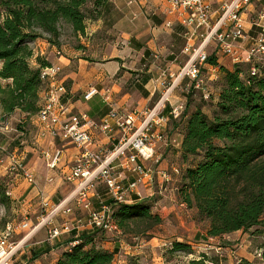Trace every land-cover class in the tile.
Masks as SVG:
<instances>
[{
  "label": "trees",
  "instance_id": "1",
  "mask_svg": "<svg viewBox=\"0 0 264 264\" xmlns=\"http://www.w3.org/2000/svg\"><path fill=\"white\" fill-rule=\"evenodd\" d=\"M119 17L110 0H0L3 114L10 116L19 111L29 118L40 110V73L51 64L35 56L31 46L34 42L43 40L61 49L62 29L66 26L76 37L75 48L84 49L79 37L86 36L88 21H102L111 28ZM207 63L215 66L221 77L217 111L210 118L199 108L189 112L185 107L179 121L180 158L184 164L190 163L181 172L178 195L187 209L195 211L197 221L208 223L207 238L252 230L264 234V73L252 77L240 63L228 70L217 63L214 55ZM95 193L104 201L95 195L91 199L93 207L99 210L111 205L113 222L125 234L147 237L163 223L151 212L148 202L134 197V202L131 199L112 205L102 184L95 186ZM8 201L5 192H0L1 205L6 206ZM99 232L91 227L71 232L55 264H113L118 249H104ZM175 254L189 256L185 264H217L206 254L194 258L186 242L170 244L165 256ZM127 264L139 262L132 258ZM237 264L259 263L242 259Z\"/></svg>",
  "mask_w": 264,
  "mask_h": 264
},
{
  "label": "built area",
  "instance_id": "2",
  "mask_svg": "<svg viewBox=\"0 0 264 264\" xmlns=\"http://www.w3.org/2000/svg\"><path fill=\"white\" fill-rule=\"evenodd\" d=\"M149 0H130L129 5L145 3ZM212 0H167L165 13L168 16H178V23L184 28L183 38L186 41L183 53L188 57L172 81L165 85L159 100L150 108L144 110L119 111L113 100L110 89L102 91L95 87L89 88L83 95L85 102L99 96L108 107L109 112L100 123H94L86 113L72 114L68 92L61 83L59 76L61 68L52 65L41 69L40 79L43 84L41 92L40 110L36 115L39 124V137L50 136L61 142L73 145L78 153L71 166L63 174V181L68 184L77 183L73 202L76 208L87 212V222L82 225L84 229L95 228L104 233H117L119 230L112 219V206L105 205L96 210L92 204V194L97 184H102L107 191V196L113 201L112 205L128 203L131 198L141 199L139 187L159 175L166 183L168 175L153 171L147 163L158 165L162 156L156 152L159 144L167 142V129L171 122L181 120L185 112L186 100L174 101L172 95L177 88L185 94L191 90L202 89L205 80L203 72L217 79L215 66L208 65L206 48L214 44L215 52L223 57L231 58L233 63L250 62L264 56V10L255 18L253 24L260 31L248 40V45L242 51V42L246 36L243 28L242 14L252 0H230L223 4L221 15L214 24L211 21ZM165 28H172L173 23L166 21ZM199 40L198 46L195 41ZM247 42V41H246ZM242 48V49H241ZM245 58L242 59L241 54ZM59 56L60 53L58 52ZM257 67L250 69V76L259 75ZM211 76L208 78L210 79ZM184 85H181L182 82ZM204 92V91H203ZM205 99L210 95L204 93ZM168 110V113L165 112ZM116 127L123 132V136L110 152L93 151V131L97 130L110 136ZM45 165L50 170H55L61 165L63 151L58 148L42 152ZM124 158L119 163V168L133 176V181L123 184L122 173L117 171L115 162ZM8 171L14 176H21L27 183L34 184V176L24 168L22 160L15 159L9 165ZM46 204L44 207H47ZM67 210V213H70ZM59 208L49 211V217L57 215ZM21 229L28 228L21 224ZM11 226L3 231L0 237V264H12L17 251L23 241L13 244L14 235ZM57 227L49 229V241L60 236Z\"/></svg>",
  "mask_w": 264,
  "mask_h": 264
},
{
  "label": "crops",
  "instance_id": "3",
  "mask_svg": "<svg viewBox=\"0 0 264 264\" xmlns=\"http://www.w3.org/2000/svg\"><path fill=\"white\" fill-rule=\"evenodd\" d=\"M129 1L110 0L114 6V10L120 14V17L115 20L110 28L112 33H115L116 39L110 43L103 42L99 38L100 41L98 42H101L102 48L97 60L86 56V48L88 49L90 40L92 36L94 37L95 33H104L106 31L103 28V22L98 20L93 23L87 22L86 36L84 39L88 43L84 46V49H77L75 48L76 46L66 47L63 45L61 49H57L50 44H46L44 41H36L32 44L33 47L36 46L39 48L37 51V49H34L36 47H32L35 56H39L41 59L49 62V64L57 65L61 68L59 79L68 92L67 97L72 114L86 113L90 120L97 124L107 116L109 109L99 96L93 97L88 102L83 100L82 97L85 92H88L87 90L89 88L95 87V89L97 88L100 91L106 88L110 89V93H112L113 100L119 111L148 109L159 100L164 92L165 85L172 81V76L178 73L188 59L186 54L183 53L186 44L183 38L184 28L178 23V16H168L165 13L167 0H149L145 3L133 5H129ZM228 1L230 0L211 1V21H213V24L220 17L223 4ZM262 10H264V0H252L250 5L244 10L242 19L246 40L242 42L243 49L241 48V52L247 47L248 40L255 37L260 31L254 26L253 22ZM166 21L172 22L173 27L170 29L165 28L164 23ZM91 24H96V29L92 33H88V28ZM82 38L79 37L80 40ZM199 43L200 41L196 40L195 46H198ZM47 46L49 47V58L45 56L44 52ZM215 51L214 44L206 48L207 55H214L217 58V63L221 65L222 58L227 57H223ZM58 52L60 53L59 56L57 55ZM88 52L90 51L88 50ZM84 58H89L88 60L90 61ZM215 69L218 77V69L216 67ZM177 89L181 90L180 87ZM177 89L174 91L172 99L174 101L186 100L184 94H177V91H179ZM167 113L168 110L165 114ZM21 115L24 114L21 113ZM33 117L36 119V116ZM179 128H181L179 123L171 122L168 128L167 138L169 134L171 136L173 134L176 135ZM177 135L179 141L180 139L182 140L180 132ZM122 136L123 132L116 127L113 128L110 136L94 130V146L92 149L93 151H101L103 153L110 152ZM38 143L43 151L54 148L61 149L63 151L61 165L55 170H50L43 162L42 165L35 163L32 165L30 162L27 169L34 176V186L29 188L31 185H28L24 179H20L17 181V186L13 193L21 196L24 192L28 191L26 201L30 203L27 207L29 211L36 207L35 204L37 201L41 200L40 205L45 206L47 204L49 211L58 207L59 212L63 210V214L68 215L67 210L71 209L70 212L73 209L77 210L73 202L77 183H65L62 177L68 167L72 165L78 150L73 145L53 139L50 136L38 137ZM168 144L169 142L167 140L166 143L157 145L156 152L161 156L163 154L167 156L168 152H166V147H168ZM163 148L165 152L161 151ZM178 154H180L179 151ZM123 160L124 158L117 160L115 166H117V171L122 173L123 184L126 185L133 181V176L127 172H123L119 168L118 165ZM146 165L152 168L150 163ZM160 167L167 169L163 162ZM162 173L164 172L162 171ZM162 182V178L154 174L150 180L142 184L139 190L146 197H142L140 201L150 203L151 212L161 218H164L162 213H166L167 211L174 212L181 210V208L187 210V207L181 203L178 195L179 184L173 187L167 196L166 194L162 195L163 199H159L156 203L151 202L153 201L151 199L153 185L162 184ZM165 187H168V183L165 184ZM161 188L159 185L158 189L160 194ZM95 195L94 190L92 197ZM96 197L101 202L104 201V199L99 198L97 195ZM133 198H131L133 201L130 199L131 202H134ZM193 212L195 213V211ZM175 241H179V239ZM180 241L186 242L183 240ZM66 243L59 248L62 250L66 249ZM109 245L108 243H101V246L109 251L118 249L117 246L113 247V245L112 248H109ZM117 254L114 261L117 259ZM53 263L55 264L56 260Z\"/></svg>",
  "mask_w": 264,
  "mask_h": 264
},
{
  "label": "rangeland",
  "instance_id": "4",
  "mask_svg": "<svg viewBox=\"0 0 264 264\" xmlns=\"http://www.w3.org/2000/svg\"><path fill=\"white\" fill-rule=\"evenodd\" d=\"M106 26L103 27L106 30L104 33H95L94 37L92 36L89 47L86 48V56L91 59L97 60L101 53L102 44L98 42L100 41L99 38L103 42L110 43L116 39L115 33H112L110 28ZM95 29L96 24H91L88 33H92ZM62 30V45L75 47L77 40L70 28L64 26ZM79 41L82 46H86L88 43L84 38ZM39 42H43V40H39ZM46 44L49 43L46 42ZM34 49L39 50L38 47ZM44 52L45 56L49 58L48 46ZM241 56L242 59L245 58L244 53ZM220 64L228 70H233L235 63H232L231 58H222ZM240 64L247 72L251 68L257 67L258 71L264 73V56L260 59H252L250 62L243 61ZM202 74L207 79L202 89L194 90L190 94H184L180 89H177L179 90L177 94H184L186 97L189 95V98L186 99V107L188 106L189 112L199 108L211 118L217 111L216 104L221 88V77L218 75L217 79L213 77L208 79L210 74L206 75V72ZM183 83L186 82H182L181 85H184ZM204 93L210 95L208 99L204 98ZM36 120L35 117L28 118L25 114L21 115L19 111H15L10 116H5L0 108V192H5L9 198L6 206H2L0 203V237L7 226H11L15 230L11 242L17 244L23 241L20 250L16 252L12 260V264H54L57 255L59 256L62 250L59 247L65 245L72 237L71 232H81L84 229L82 225L87 222V212L78 208H76L77 210L73 209L68 215L63 214V210H61L57 215L49 217V206L40 205L41 200L37 201L36 207L29 211L27 207L30 203L26 201L28 191L21 196L13 193L17 181L23 179L21 176L16 177L9 173L8 168L13 159L15 161L17 159L22 160L25 169L30 162L32 165L34 163L42 165V162L45 164L42 155L43 150L38 143V137L41 134ZM179 124L182 125L181 122ZM179 132H181V128L176 132V135ZM176 135H168L167 156L163 154L158 165H151L153 171H163L169 177L168 187H165L166 182L163 180L162 184L153 185L152 203L163 199L162 195L166 194L167 196L173 187L180 184L181 172L190 163L188 161L184 164L181 160L180 154H178L181 139L179 141L180 137L177 135L179 137L177 138ZM164 148L161 151H164ZM162 162L167 169L160 167ZM27 184L31 185L29 188L34 186V184ZM159 185L162 187L161 194L158 189ZM140 194L142 197H146L141 191ZM157 209L160 210L159 207ZM162 216L164 217L161 218L163 223L150 233L152 237H149L150 234L147 237H135L121 231L119 234L99 232L103 242L110 244L109 248H112V245L118 248V256L113 264H127L132 258L137 259L139 264H185L190 259L189 256L183 254L165 256L166 249L177 239L190 243L194 251V258L200 254H206L208 258H214L217 264H237L242 259L264 264V256L261 255L264 251V234H255L252 230L247 233L235 232L219 238H207L208 223L197 221L193 211L181 208V210L174 212L162 213ZM21 224H27L28 228L21 229L19 227ZM51 226L59 229L61 234L58 240L49 241Z\"/></svg>",
  "mask_w": 264,
  "mask_h": 264
}]
</instances>
